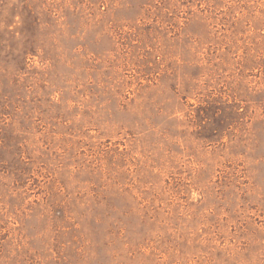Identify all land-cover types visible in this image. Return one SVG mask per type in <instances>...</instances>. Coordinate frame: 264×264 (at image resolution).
Masks as SVG:
<instances>
[{"label":"rangeland","instance_id":"374dc122","mask_svg":"<svg viewBox=\"0 0 264 264\" xmlns=\"http://www.w3.org/2000/svg\"><path fill=\"white\" fill-rule=\"evenodd\" d=\"M0 264H264V0H0Z\"/></svg>","mask_w":264,"mask_h":264}]
</instances>
